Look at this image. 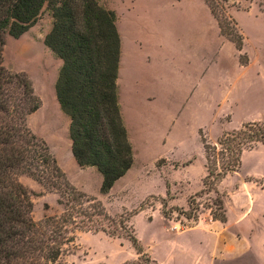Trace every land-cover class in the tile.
I'll return each instance as SVG.
<instances>
[{"label": "rangeland", "instance_id": "rangeland-1", "mask_svg": "<svg viewBox=\"0 0 264 264\" xmlns=\"http://www.w3.org/2000/svg\"><path fill=\"white\" fill-rule=\"evenodd\" d=\"M207 1L211 15L201 0H97L116 14L120 91L127 47L131 59L122 107L135 163L107 194L99 193V172L78 166L70 151L69 118L54 91L61 60L43 42L52 25L46 5L24 34L6 36L5 67L25 73L40 99L28 127L47 142L68 180L112 218L103 222L112 234L79 232L57 264H264V144L244 149L239 169L217 185L235 227L212 220L214 194H200L203 141L216 144L246 122H264V0ZM19 181L30 192L35 221L60 212L57 194L28 176ZM223 242L231 252H223Z\"/></svg>", "mask_w": 264, "mask_h": 264}, {"label": "trees", "instance_id": "trees-1", "mask_svg": "<svg viewBox=\"0 0 264 264\" xmlns=\"http://www.w3.org/2000/svg\"><path fill=\"white\" fill-rule=\"evenodd\" d=\"M45 5L52 25L43 42L61 60L54 91L60 110L69 118L72 157L78 166L99 172L100 194H107L133 164L118 103L120 35L115 12L97 0H0V264H57L79 232L112 234L103 223L112 218L102 202L68 180L47 142L28 127V116L40 106L30 79L3 63L6 36L24 34ZM234 43L240 50L242 40ZM258 142L264 144V122L259 121L223 134L216 144L203 141L206 174L200 194H214L212 220H227L226 195L218 183L239 169L243 150ZM21 175L57 194L60 212L35 221ZM192 200L188 199L190 208ZM162 214H167L164 209ZM184 214L196 219L195 214ZM129 239L149 262L136 237L129 235Z\"/></svg>", "mask_w": 264, "mask_h": 264}, {"label": "crops", "instance_id": "crops-1", "mask_svg": "<svg viewBox=\"0 0 264 264\" xmlns=\"http://www.w3.org/2000/svg\"><path fill=\"white\" fill-rule=\"evenodd\" d=\"M201 1H203V4L208 8V10H209V13H210V15H211V12H210V9H209V7H208V5L206 4V2L204 1V0H201ZM212 17V16H211ZM116 27H117V30H118V32H120L119 31V27L116 25ZM119 35H120V33H119ZM224 44V43H223ZM128 45V44H127ZM120 46H121V38H120ZM236 48V47H235ZM238 50V49H237ZM130 51H129V47H127V53L124 55V57H126L125 58V64H124V69H123V81H122V87H121V91H120V89H119V83H117V80H118V77H117V80H116V83H117V91H118V103H119V108H120V114H121V117H122V120H123V122H124V125H125V127H126V131H127V136H128V139H129V141H130V143H131V146H132V152H134V150H133V139H132V134H131V130L129 129V126H130V124H129V122H128V119H127V117H126V114H125V111H124V109H123V107H122V95H123V92H124V90H125V86H126V79H127V77L129 76V69H130V67H131V59H129V56H130V53H129ZM118 71H119V65H118ZM68 119V118H67ZM133 164H132V166L131 167H133V165H134V163H135V159H134V157H133ZM131 167L128 169V171L122 176V177H120L115 183H114V185L120 180V179H122V178H124L125 176H126V174L129 172V170L131 169ZM94 168V167H93ZM245 185V182H244V180L241 182V184L238 186V189L236 190V191H238V190H242L243 189V186ZM246 186V185H245ZM230 196L231 195H229V198H230ZM232 219H231V216L227 213V220H226V222H224V223H221V224H223L224 225V228L226 229V228H228V227H230V228H232V227H235V223H232V221H231ZM213 223H215V222H217V221H212ZM239 224H237V226H238ZM242 235H244V234H242ZM236 236H237V241L238 242H240V238H238V235H237V233H236ZM202 238V237H201ZM248 239H250V238H248ZM222 245H223V247H222V249H223V252H231L232 250V247H231V245H228L227 243H222ZM238 248H241L240 247V243H238ZM251 250V249H250ZM211 257H213V259L214 258H216V257H214V256H210L208 259H211Z\"/></svg>", "mask_w": 264, "mask_h": 264}]
</instances>
